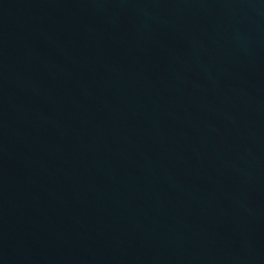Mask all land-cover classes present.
<instances>
[{
    "label": "water",
    "instance_id": "95a60500",
    "mask_svg": "<svg viewBox=\"0 0 264 264\" xmlns=\"http://www.w3.org/2000/svg\"><path fill=\"white\" fill-rule=\"evenodd\" d=\"M0 264H264V0H0Z\"/></svg>",
    "mask_w": 264,
    "mask_h": 264
}]
</instances>
